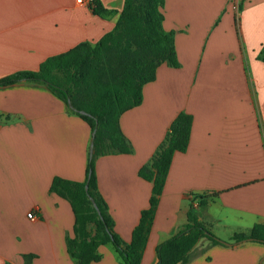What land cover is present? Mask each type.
<instances>
[{"label":"crops","instance_id":"1","mask_svg":"<svg viewBox=\"0 0 264 264\" xmlns=\"http://www.w3.org/2000/svg\"><path fill=\"white\" fill-rule=\"evenodd\" d=\"M101 1L114 12L107 18L89 0H0V81L96 44L125 0ZM163 12L180 67L162 64L142 103L121 116L133 151L96 159L98 192L130 243L153 190L139 172L178 114H191L190 144L173 157L141 264L159 263L160 245L185 228L190 211L228 244L201 241L189 264H264V244L230 241L264 225V0H166ZM92 135L45 84L0 85V264H78L67 250L72 205L50 189L56 178L87 180ZM99 254L92 264H121L112 244Z\"/></svg>","mask_w":264,"mask_h":264},{"label":"trees","instance_id":"2","mask_svg":"<svg viewBox=\"0 0 264 264\" xmlns=\"http://www.w3.org/2000/svg\"><path fill=\"white\" fill-rule=\"evenodd\" d=\"M165 3L166 0H125L114 29L96 44L81 43L48 58L38 71L18 72L0 81V85L21 80L41 82L67 105L71 101L75 110L87 112L88 115H82L70 109L85 120L92 131L98 125L87 180L80 183L56 178L50 189L72 205L74 238L67 239V250L78 264L99 261V248L105 244L114 246L121 264H141L173 157L177 152L188 150L194 119L191 114L181 112L151 162L139 172L143 179L153 183L150 207L142 212L132 241L125 243L117 234L108 206L98 192L95 162L100 156L132 153V146L120 126L121 116L142 103L144 87L157 79L162 64L180 67L175 33L164 29ZM90 8L101 18L114 13L101 0H92ZM89 196L94 199L100 214ZM206 204L200 203V207L204 208ZM198 214L190 211L185 228L160 245L158 264H189L194 249L203 240L212 245L227 244L199 221ZM248 239L264 244V225H256L248 233H238L230 241Z\"/></svg>","mask_w":264,"mask_h":264},{"label":"water","instance_id":"3","mask_svg":"<svg viewBox=\"0 0 264 264\" xmlns=\"http://www.w3.org/2000/svg\"><path fill=\"white\" fill-rule=\"evenodd\" d=\"M68 106H69L70 109H72V110H74V111H76V112H78V113H80V114H82V115H88V113L85 112V111L75 110L74 107H73V105H72V103H71V101L68 102ZM97 128H98V125H97L96 128L94 129V131H93V135H92V141H91V146H90V158H92L93 155H94L95 137H96ZM88 190H89V184H88V182H87V184H86V191L88 192ZM89 198H90L91 202L93 203L94 207L98 210V212H99V214H100V211H99L98 206L96 205L94 199H93L91 196H89ZM244 241H252V240H251V239H248V240H244ZM224 243H225V242H224ZM227 244H228V243H227Z\"/></svg>","mask_w":264,"mask_h":264},{"label":"built area","instance_id":"4","mask_svg":"<svg viewBox=\"0 0 264 264\" xmlns=\"http://www.w3.org/2000/svg\"><path fill=\"white\" fill-rule=\"evenodd\" d=\"M79 3H82V2H84L85 0H77ZM91 1L92 0H89V2L91 3ZM28 218L30 219V220H36V215L33 213V212H31V213H29L28 214Z\"/></svg>","mask_w":264,"mask_h":264},{"label":"rangeland","instance_id":"5","mask_svg":"<svg viewBox=\"0 0 264 264\" xmlns=\"http://www.w3.org/2000/svg\"><path fill=\"white\" fill-rule=\"evenodd\" d=\"M93 45V44H92Z\"/></svg>","mask_w":264,"mask_h":264}]
</instances>
